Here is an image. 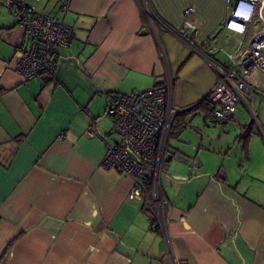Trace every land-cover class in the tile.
<instances>
[{
	"label": "crops",
	"instance_id": "crops-1",
	"mask_svg": "<svg viewBox=\"0 0 264 264\" xmlns=\"http://www.w3.org/2000/svg\"><path fill=\"white\" fill-rule=\"evenodd\" d=\"M5 1L0 264H264L261 97L242 103L249 120L235 111L217 126L227 137L201 154L197 171L185 146L167 149L163 229L149 226L142 194L128 197L133 178L100 164L104 144L118 138L106 114L109 94L170 81L172 105L206 97L217 80L206 57L221 52H195L170 28L190 22L195 40L210 42L232 0H27L40 13L63 16L74 33L72 45L56 51L55 77L28 81L14 69L27 39ZM188 7L194 11L185 14ZM222 41L234 49L231 33ZM215 157L222 160L213 164Z\"/></svg>",
	"mask_w": 264,
	"mask_h": 264
},
{
	"label": "built area",
	"instance_id": "built-area-1",
	"mask_svg": "<svg viewBox=\"0 0 264 264\" xmlns=\"http://www.w3.org/2000/svg\"><path fill=\"white\" fill-rule=\"evenodd\" d=\"M5 4L27 39L19 52L15 71L24 81L41 76L54 78L56 51L72 45V28L63 16L40 13L27 0H6ZM66 9L67 3L61 7L63 15ZM145 10L153 20L154 14L147 7ZM193 11V7H188L184 13ZM170 29L193 51L202 55L221 52L227 59L219 62L206 57L217 72V80L206 95L210 122L231 121L238 103L247 104L257 97L264 99V0H232L210 42L198 43L196 27L190 22ZM225 33H231L234 49L223 43ZM177 113L172 108L170 81L107 97L106 114L118 138L104 144L100 164L133 178L128 197L134 199L142 194V209L151 228L163 229L168 201L161 191L160 176L167 168V138ZM89 135L94 133L89 131ZM186 162L192 172L200 167L197 157L187 158Z\"/></svg>",
	"mask_w": 264,
	"mask_h": 264
},
{
	"label": "rangeland",
	"instance_id": "rangeland-1",
	"mask_svg": "<svg viewBox=\"0 0 264 264\" xmlns=\"http://www.w3.org/2000/svg\"><path fill=\"white\" fill-rule=\"evenodd\" d=\"M213 59H216L219 62L227 61L225 56H223L221 53H216ZM172 108L174 112L179 113L187 109L188 106L180 108L179 106H175V104L173 103ZM235 111H238L237 115L239 112H242L243 118L246 121L249 120V112L247 111L244 104L238 103ZM204 116L205 111L202 107H195L185 115H177L173 121L171 132L167 138L168 149L172 150L174 148L185 146L184 148H186L187 151H181H183L187 155L194 154L193 156L195 157L197 155V159H199L200 162H203V157L201 154L213 151L215 149V146L217 145L216 142L219 143V141L221 140L222 142H224L228 133H223L222 130H219L217 128L218 125L220 126L223 123L212 124L209 120L208 122H210L211 124L205 123ZM230 129H232V127ZM221 160V157H215V162H213V164L219 163ZM164 173L166 172H163L162 175H164ZM207 175L212 174L207 172ZM221 177L222 178L220 180L224 182L223 176Z\"/></svg>",
	"mask_w": 264,
	"mask_h": 264
},
{
	"label": "trees",
	"instance_id": "trees-1",
	"mask_svg": "<svg viewBox=\"0 0 264 264\" xmlns=\"http://www.w3.org/2000/svg\"><path fill=\"white\" fill-rule=\"evenodd\" d=\"M207 98L206 97H204L202 100H200V101H198L197 103H195V104H193V105H191L190 107H188L187 109H185V110H183V111H181V112H179V113H177V115H185L187 112H189V111H191L192 109H194L195 107H202L203 108V106H205V104H206V108H205V110L206 111H208V104H207V100H206ZM176 115V116H177Z\"/></svg>",
	"mask_w": 264,
	"mask_h": 264
},
{
	"label": "bare ground",
	"instance_id": "bare-ground-1",
	"mask_svg": "<svg viewBox=\"0 0 264 264\" xmlns=\"http://www.w3.org/2000/svg\"><path fill=\"white\" fill-rule=\"evenodd\" d=\"M115 170V169H114Z\"/></svg>",
	"mask_w": 264,
	"mask_h": 264
}]
</instances>
